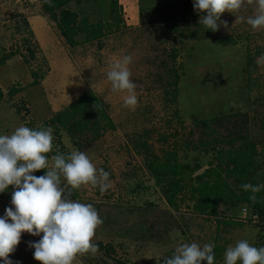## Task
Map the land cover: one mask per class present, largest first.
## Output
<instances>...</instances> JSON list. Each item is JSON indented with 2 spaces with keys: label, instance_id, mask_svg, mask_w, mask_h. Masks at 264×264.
<instances>
[{
  "label": "rangeland",
  "instance_id": "obj_1",
  "mask_svg": "<svg viewBox=\"0 0 264 264\" xmlns=\"http://www.w3.org/2000/svg\"><path fill=\"white\" fill-rule=\"evenodd\" d=\"M193 3L67 0L55 8L45 0H0V135H11L21 125L51 127L53 149L45 154L49 167L57 152L78 149L97 169L110 173L106 192L91 184L72 190L73 200L93 205L103 219L92 240L98 251L77 254L72 264H164L177 246L192 242L213 243L214 264H224L227 248L239 240L264 247V219H242L245 203L231 207L229 192L227 202H217L215 215H199L191 188L215 171L219 182L239 194V176L226 171L233 166L226 151L249 141L257 152L264 149V59L257 62L264 56V28L253 31L247 23L258 3L245 0L236 15L221 14L231 31L221 25L215 32L200 25L206 12L194 10ZM60 11L73 14L70 32L59 23ZM237 15L244 19L235 23ZM97 26L101 34L92 38L88 31ZM125 55L132 56L128 68L136 85L135 110L123 106L127 92H113L107 78L110 65ZM79 98L89 102L81 104V114L70 108ZM61 113L67 119L59 121ZM214 115L230 116L212 124L214 132L227 137L244 131L246 140L203 146L211 135L193 121ZM244 120L247 127L239 125ZM146 152L150 160L175 158L193 170L184 169V187L175 198L178 209L166 203L156 186L144 161ZM256 163L264 174V159L256 158ZM37 173L43 176L46 169L32 174ZM216 179L209 176L210 182ZM13 190L9 185L0 193V217L14 207ZM42 235L22 232L9 255L13 264H41L29 242H39Z\"/></svg>",
  "mask_w": 264,
  "mask_h": 264
},
{
  "label": "clouds",
  "instance_id": "obj_2",
  "mask_svg": "<svg viewBox=\"0 0 264 264\" xmlns=\"http://www.w3.org/2000/svg\"><path fill=\"white\" fill-rule=\"evenodd\" d=\"M46 3L51 0H45ZM245 0H194L193 8L206 12L200 17V25L213 32L221 25L228 29L227 21H221V14L236 15ZM251 0H249V3ZM258 8L254 16L247 18L253 31L264 28V0H257ZM244 18L237 15L235 23ZM234 23V24H235ZM231 31V29H228ZM264 59V56L258 58ZM131 55H125L110 65L107 78L112 91H126L123 106L135 110L138 103L136 85L131 81L128 65ZM53 129L40 130L19 126L11 135H0V193L9 185L14 186L11 205L0 217V260L3 264H13L9 255L20 243L21 233L40 236L39 242H29L34 248L33 257L41 264H72L77 254L98 251L92 243L96 229L103 219L91 204H83L72 199V190L81 185L98 186L103 193L110 187V173L97 169L86 153L73 149L68 154L57 152L49 159L45 155L53 149ZM46 169L40 177L32 173ZM63 178V179H62ZM242 190L250 191L249 199L256 201V193L264 190V183H245ZM11 221V222H9ZM215 245L211 242L203 246L196 242L182 243L170 257H164V264H214ZM264 264V247L251 246L248 240H239L229 246L224 254V264ZM159 264V261H157Z\"/></svg>",
  "mask_w": 264,
  "mask_h": 264
},
{
  "label": "trees",
  "instance_id": "obj_3",
  "mask_svg": "<svg viewBox=\"0 0 264 264\" xmlns=\"http://www.w3.org/2000/svg\"><path fill=\"white\" fill-rule=\"evenodd\" d=\"M51 2L54 4L53 7L60 8L65 5L67 0H51ZM45 10L52 14L53 10L52 7L45 4ZM61 14V20L60 25L63 26L65 29L69 30V17L73 14L60 11ZM53 18H56L53 16ZM85 23V21H84ZM86 29V26L84 27ZM99 26L95 27L92 30H87L89 33H91L92 38H97L100 36L101 32L99 30ZM70 32V30H69ZM69 32L65 33V37L69 34ZM71 38L68 39L70 41ZM221 41V40H220ZM225 43V42H223ZM70 44H73V42H70ZM172 58L174 59L175 56L172 55ZM166 81L164 86H166ZM251 85V84H250ZM89 103L82 98H79L78 101L70 105V108L74 110V113L78 112L79 114L84 113L82 111L83 107L81 104ZM86 106V104H84ZM220 114V113H219ZM73 116L75 114H72ZM105 118V113L102 114ZM241 114H239L240 116ZM90 116V115H89ZM102 117V118H103ZM230 117V116H228ZM225 115H214L212 117H208L205 120H195L193 121L194 124H201L203 125L204 129L207 131V133H210L211 137L210 142L208 143H201L203 146H208L209 144H218V143H229L231 146L232 144L237 141H245L247 137L244 136V131H238L236 136L232 135L230 133V136L222 137L220 135V132H214L216 125H219L223 123L225 120L228 119ZM59 121L62 118L67 119L66 113L65 114H59L58 115ZM212 124L214 126H212ZM79 125L82 126L81 123ZM231 125V124H229ZM241 127H247L246 121L244 120L242 123L239 124ZM213 127V128H212ZM262 130L264 131V125L262 123ZM70 128H67L69 130ZM231 131V129L227 128V132ZM94 134L97 136V130H95ZM142 147L145 148L146 143L143 142L141 144ZM264 148V145H263ZM216 149V148H215ZM222 151H218L217 155H220ZM147 152L144 158L145 164L147 169L150 171L151 175L155 178V184L159 187L161 193L163 194V197L166 201V203L172 208L178 209L177 204L175 202V198L177 194L181 191V189L184 187V185H181V182L183 181L182 176L184 175V169H188L190 172L193 171L188 166L178 164L175 160V158H166L165 161H160L158 158H154L152 160L149 159V156H147ZM227 160L229 161L228 164H233V166L228 169L226 168V171L230 172V174L238 175L240 179H237L238 183V190H240L239 194L233 193L232 190L229 189L228 184L221 183L218 181L219 175L215 171H211L209 174H204V176L198 178V182L196 186H192V191L195 193L196 196V203L194 205V210L199 215H215L216 214V206L217 202L219 200H223L224 202H227L228 197L226 196L229 192L232 193V197L234 198V202L229 205L231 207H238L240 204L245 203L248 207H246L249 211H251L254 215L257 216L258 219H264V190H261L259 193H256V201L253 202L249 199V197L252 195L250 191H244L241 188L242 184L245 183H251L253 185L261 184L264 182V174H261V169L259 165L256 163V158H263L264 159V149L263 151L257 152L255 149V143L253 141H249L243 144V146L233 149L232 147L229 148V150L226 151ZM171 159V161H170ZM257 171H260V174L258 175ZM214 175L217 177V179L214 182H210L209 176ZM35 176L40 177L39 173L35 174ZM249 178V182H245V179ZM219 182V183H218ZM195 196L192 195L194 198ZM108 264V263H105ZM116 264H125L122 262H116ZM204 264V263H202Z\"/></svg>",
  "mask_w": 264,
  "mask_h": 264
},
{
  "label": "built area",
  "instance_id": "obj_4",
  "mask_svg": "<svg viewBox=\"0 0 264 264\" xmlns=\"http://www.w3.org/2000/svg\"><path fill=\"white\" fill-rule=\"evenodd\" d=\"M242 219H246L250 222H256L257 216L254 215L251 211H249L246 207L242 209Z\"/></svg>",
  "mask_w": 264,
  "mask_h": 264
}]
</instances>
